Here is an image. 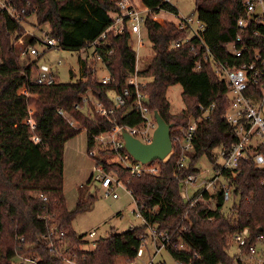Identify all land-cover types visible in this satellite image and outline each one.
<instances>
[{"label": "trees", "instance_id": "obj_1", "mask_svg": "<svg viewBox=\"0 0 264 264\" xmlns=\"http://www.w3.org/2000/svg\"><path fill=\"white\" fill-rule=\"evenodd\" d=\"M16 10V17L0 9V264H15L17 253L32 254L39 258V264H117L120 258L132 263L137 258L147 236L149 226L155 225L159 233H167L170 245L166 248L175 264H237V255L230 254L233 237L244 229L248 231V247L264 245V170L252 162V154L263 149H251L248 157L240 161L237 174L230 178L229 171H223L229 179L233 203L225 209L221 192L211 196L214 209L203 202L191 207L190 201L181 197L183 180L199 172V162L207 157L216 165L213 151L218 147H229L236 136L234 129L223 120L227 107L228 86L216 77L213 66L203 62L196 71L197 58L192 47L199 42L192 39L180 48L173 45L184 40L187 33L176 28L175 23L160 25L147 19L145 28L152 44L153 57L143 69L148 83L143 89L149 95L152 112H158L168 123L173 124L171 137L178 136L188 117L199 121L198 139L194 145L187 169L178 167V151L164 161H158V175L142 173L132 175L120 164H108L101 157L96 163L107 172H115L137 205V214L145 224L121 234H109L96 241L93 251H85L88 244L79 236L73 221L88 200H80L75 210L67 206L65 196L64 153L68 141L82 130L87 132L89 155L95 146V137L110 129L112 123L100 115L94 105L89 110L76 109L81 97L88 92L106 107H113L112 95L122 92L125 82L135 69V51L129 44L128 31L113 37L108 44L114 53L106 58L114 82L102 85L87 67L81 64L80 77L72 82L62 83L59 79L53 85H39L36 82L41 55L23 57L19 40L26 45H41L35 37L26 33L25 24L32 16L37 26H49L47 34L59 42L61 50L77 52L98 39L111 25L110 14L117 10L113 0H9ZM240 0H196V13L206 30L203 39L221 61L228 59L238 65L227 52V45L234 41L238 30L236 20ZM149 8L164 9L175 15L174 5L163 4L161 0H143ZM256 29L264 34V27L251 25L248 32ZM244 38L254 47L261 40ZM39 49V48H38ZM181 85L185 109L175 116L170 112L167 90L172 85ZM26 86L32 95L29 99L19 93ZM33 104L35 134L41 143H34V133L24 121L28 117V105ZM214 107L209 115L202 117L198 106ZM133 98L126 107L117 109L119 125L138 126L141 118L134 110ZM60 110L64 115H60ZM70 121L74 122V126ZM175 143V142H174ZM100 148V155L108 149ZM209 194H206L208 197ZM239 197V203L235 199ZM44 198L46 200H44ZM41 216L50 217L49 221ZM47 222L49 224H47ZM49 225H54L50 236L62 257L48 249L43 239ZM59 232L63 236H59ZM180 244L185 248L179 250Z\"/></svg>", "mask_w": 264, "mask_h": 264}, {"label": "built area", "instance_id": "obj_2", "mask_svg": "<svg viewBox=\"0 0 264 264\" xmlns=\"http://www.w3.org/2000/svg\"><path fill=\"white\" fill-rule=\"evenodd\" d=\"M172 1L161 0L163 4L173 5ZM113 2L117 10L110 14L111 25L98 39L77 51L80 54L79 60L87 63L88 69L102 85H111L114 79L108 70L106 58L110 57L114 50L107 46L108 39L110 36L117 37L128 31L131 35L129 44L135 51L136 57L134 72L125 82L122 92L112 95L113 107L104 106L94 99L91 92H88L81 97L82 102L77 103L75 108L87 111L91 105H94L100 115L106 116L111 121L110 129L95 137L94 147L96 149L104 147V145L109 147L117 157L119 164L128 169L132 175H141L142 173L158 175L160 172L159 162L155 161L144 165L133 159L126 150L123 133L128 132L144 144H150L153 140L157 122L154 112L150 110L149 95L143 91L149 80L142 74L141 53L146 47L145 36L148 38L145 28L147 19L150 18L155 23L165 25L167 22L160 15L162 12L168 11L160 9V7L156 9L147 6L140 7L136 5L134 0H113ZM238 6L240 13L236 20L238 33L234 41L227 45L228 55L233 59L240 60L238 65L231 63L228 59L221 61L215 57L212 49L203 39L206 26L198 19L197 15L184 16L179 15V13L175 15L168 12L177 18V21L173 22L176 28L187 33L184 40L175 42L173 46L180 48L190 40L196 39L199 43L192 47V52L197 58L195 70H200L203 62H209L213 66L216 77L225 80L228 86L227 107L222 118L234 129L236 136L235 142L229 147H218L216 149L215 161L219 158L221 163H216L213 166L211 175L207 174V170H199L198 173L190 174L183 180L181 197L185 201H190L191 207L203 202L209 208L214 209V199L211 196L215 195L216 191L221 192L224 207L231 205L234 201L231 186L229 179L222 172L229 171L230 178H234L238 172L240 161L248 157V151L251 149H263V152L252 154L251 159L256 168L264 170V118L261 115L264 107V43H262L264 34L256 29L248 32L252 24L264 27V0H240ZM0 9L7 11L13 17L17 15L9 0H0ZM30 35L38 39L39 43L43 44L47 50H61L59 42L48 35L46 39L42 40L33 34ZM247 36H249L248 38L262 39L260 43H262L263 48L260 45L254 47L249 41L247 43L244 40ZM19 44L22 47V58L41 55V51L36 45H26L23 38L19 40ZM59 65H62V61L59 62ZM57 75L52 66L47 63H40L37 69L36 82L39 85L50 86L57 82ZM19 93L27 99L32 96L26 86L20 88ZM129 98H133L131 110L137 112L142 120V123L138 126H122L116 121L117 109L126 107ZM213 108V106L208 109L202 105L198 106L203 118L207 117ZM35 112V106L33 104L28 105V117L24 121L33 133L36 128L33 122ZM59 114L64 115L62 110ZM200 120V118L196 119L193 116L188 117L186 125L180 129L178 136L172 139L173 149L171 154L174 152V147H176L178 151L177 164L181 170L187 169L189 166L194 145L198 139ZM70 123L74 126L73 121H70ZM32 141L38 144L42 140L34 133ZM90 156H95L94 150L90 152ZM96 171L100 173L96 180L101 183L100 185L106 191V194L117 199L119 195L115 192L116 188L124 184L117 178L103 174L102 166L97 165ZM191 187L197 189L193 195L189 191ZM206 194H209V196L206 197ZM44 200L46 199L44 198ZM40 219L49 221L50 217L41 216ZM47 224L49 223L47 222ZM149 228L152 237L156 241L162 239L159 249L166 250L171 242L168 234L159 233L155 225L149 226ZM48 230V234H45L43 239L48 244V249L60 258L62 257L60 256L61 253L56 250L50 237L53 234L54 225H49ZM60 235L63 236L64 234L59 232ZM96 235L97 232L93 231L88 236L95 237ZM248 236L247 229H244L233 237L234 254L237 255L238 259L237 264H264V245L258 243L248 247ZM184 248V244H180L178 247L179 250ZM142 255L143 249L141 248L137 257H142ZM14 262L15 264H39V258L32 254L17 253ZM65 262L66 264H75V262L69 260H65ZM130 264H135V262Z\"/></svg>", "mask_w": 264, "mask_h": 264}, {"label": "rangeland", "instance_id": "obj_3", "mask_svg": "<svg viewBox=\"0 0 264 264\" xmlns=\"http://www.w3.org/2000/svg\"><path fill=\"white\" fill-rule=\"evenodd\" d=\"M136 5L142 6L143 0H134ZM173 5L179 11V15L189 16L197 15L196 0H173ZM165 22H176L177 18L168 12H162L160 15ZM26 33L33 34L39 39H46L50 32L49 26H37L36 17L32 16L24 23ZM24 41V38H23ZM146 47L141 53V68L144 69L147 62L153 57L154 52L152 44L145 36ZM19 46H21L18 43ZM135 46V43L133 44ZM41 51L40 63H47L57 72V79L62 83L72 82L80 77L82 61L79 60L78 52H69L60 49L47 50L41 44L37 45ZM62 61V65L59 62ZM167 100L170 104V112L173 116L180 114L184 109L183 90L181 85H172L167 90ZM264 118V107L261 111ZM102 148V147H100ZM100 148H93L95 157H101L108 164H119L117 157L109 152L100 155ZM105 149H108L104 145ZM103 148V149H104ZM96 149V150H95ZM110 150V149H108ZM217 154V150L213 151V155ZM216 163L220 164L221 160L216 159ZM214 164L203 157L199 162L198 168L201 171H208V175L212 174ZM96 158L89 155L87 144V132L82 130L79 135L67 142L64 153V178H65V196L67 206L70 210L77 208L80 200L86 201L83 211L78 213L73 221V228L79 236H83L88 243L83 246L85 251H93L96 248V241L107 237L109 234H121L132 228H138L145 224L143 218L137 214V205L130 195L127 188L122 185L116 188L119 195L114 199L111 195H107L106 191L101 187V183L96 180L100 174L96 171ZM103 174L117 178L115 172H107L102 166ZM204 176V175H203ZM196 188H190V194L196 191ZM226 206L225 209L229 208ZM156 227V226H155ZM96 231L95 237L88 235ZM146 240L142 246L143 255L135 259V264H175V261L165 249L160 250L162 239L156 241L148 228ZM160 250V251H159ZM234 253V248L230 249V254ZM117 264H130L123 258L118 260Z\"/></svg>", "mask_w": 264, "mask_h": 264}, {"label": "water", "instance_id": "obj_4", "mask_svg": "<svg viewBox=\"0 0 264 264\" xmlns=\"http://www.w3.org/2000/svg\"><path fill=\"white\" fill-rule=\"evenodd\" d=\"M154 116L157 128L154 131L153 140L150 144L142 143L128 132L123 133L127 152L133 159L144 165L155 161H164L173 149L171 130L174 125L168 124L158 112H155ZM235 203H239V197L235 199Z\"/></svg>", "mask_w": 264, "mask_h": 264}, {"label": "crops", "instance_id": "obj_5", "mask_svg": "<svg viewBox=\"0 0 264 264\" xmlns=\"http://www.w3.org/2000/svg\"><path fill=\"white\" fill-rule=\"evenodd\" d=\"M142 1V0H141ZM143 6H145L144 4H143V2H142V6L141 7H143ZM32 34V33H31Z\"/></svg>", "mask_w": 264, "mask_h": 264}]
</instances>
